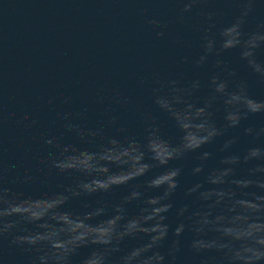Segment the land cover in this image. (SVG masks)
<instances>
[{
	"label": "clouds",
	"instance_id": "9594fccd",
	"mask_svg": "<svg viewBox=\"0 0 264 264\" xmlns=\"http://www.w3.org/2000/svg\"><path fill=\"white\" fill-rule=\"evenodd\" d=\"M180 2L184 20L209 0ZM237 3L240 14L218 31H213L217 13L205 14L201 52L184 58L197 69H207L214 58L206 82L158 75L141 81L151 85L152 102L166 119L137 108L140 135L115 115L89 127L79 122L86 109L56 114L52 123L61 122L80 143H66L63 132L45 134L48 151L41 163L47 174L69 177L71 183L29 194L13 185L40 183L38 175L25 168L10 179L16 166L0 162V254L6 244L27 253L28 264H177L187 248L198 264H264V123L243 127L253 142L242 151L232 150L239 134L224 139L218 149L223 155L214 166L209 164L214 153L205 148L244 121L264 116V98H256L248 81L222 58L237 50L264 84V20L246 31L257 0ZM147 23L158 27L161 22L149 18ZM115 100L124 106L131 102L120 94ZM97 102L103 104L104 98ZM14 118L15 113L8 114L7 119ZM24 121H29L27 114L17 123ZM35 124L32 119L26 127ZM3 151L0 146V155ZM194 153L198 163L190 174L198 179L187 184L184 162ZM124 187L129 190L118 200L107 198ZM178 191L184 194L181 203L174 199ZM74 199H82L81 209L69 207Z\"/></svg>",
	"mask_w": 264,
	"mask_h": 264
},
{
	"label": "water",
	"instance_id": "95a60500",
	"mask_svg": "<svg viewBox=\"0 0 264 264\" xmlns=\"http://www.w3.org/2000/svg\"><path fill=\"white\" fill-rule=\"evenodd\" d=\"M181 8L180 0H0V146L4 149L0 162L6 168L16 166L9 171L10 179L27 168L40 180L16 184L14 188L41 195L55 190L59 184L71 183L69 177L47 174L41 163L48 151L42 142L45 134L63 132L66 143H80L73 133L61 127V122L52 123L58 112L86 109L79 122L89 127L115 115L119 123L140 135L142 124L137 108L166 119L152 102L151 85L141 84L142 80L158 75L185 81L198 77L206 82L214 58H210L207 69H197L185 63L184 58L200 54L201 36L208 26L207 12L217 13L213 31H218L240 14L239 5L237 0H209L186 13L184 20L179 18ZM198 11L202 14L197 15ZM149 18L160 21V25L148 24ZM261 20L264 0H257L254 11L246 18L245 30H254ZM157 32L164 35L158 36ZM222 58L248 81L256 98H264V84L239 59L237 50L224 52ZM117 94L130 97V104H118ZM98 97L104 98L103 104L97 102ZM52 98L55 99L49 104ZM65 99L68 103H64ZM9 113H15V118L7 119ZM25 114L29 121L17 123ZM222 116V112L217 113L220 122ZM32 119L37 124L26 127ZM261 123L264 116L252 117L241 128L230 130L213 145L205 146L214 153L210 166L223 155L218 149L224 139L239 134L232 150L242 151L253 142L252 137L243 134V127ZM169 132L176 134L171 128ZM196 155L184 162V183L198 179L190 174L198 163ZM128 190L118 189L107 198L118 200ZM174 199L183 202V192L178 191ZM69 207L81 209L82 199L70 201ZM0 264H28V254L5 244ZM177 264H198V260L184 248Z\"/></svg>",
	"mask_w": 264,
	"mask_h": 264
}]
</instances>
